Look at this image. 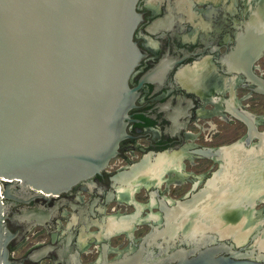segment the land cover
I'll use <instances>...</instances> for the list:
<instances>
[{
	"label": "flooded vegetation",
	"instance_id": "flooded-vegetation-1",
	"mask_svg": "<svg viewBox=\"0 0 264 264\" xmlns=\"http://www.w3.org/2000/svg\"><path fill=\"white\" fill-rule=\"evenodd\" d=\"M136 11L126 136L67 191L11 186L8 259L264 264V93L252 79L264 81V0H137Z\"/></svg>",
	"mask_w": 264,
	"mask_h": 264
},
{
	"label": "water",
	"instance_id": "water-1",
	"mask_svg": "<svg viewBox=\"0 0 264 264\" xmlns=\"http://www.w3.org/2000/svg\"><path fill=\"white\" fill-rule=\"evenodd\" d=\"M136 3L0 0V264H12L5 199L21 193L11 186L67 191L99 173L126 136L128 79L142 55ZM252 79L264 93V81Z\"/></svg>",
	"mask_w": 264,
	"mask_h": 264
},
{
	"label": "bare ground",
	"instance_id": "bare-ground-1",
	"mask_svg": "<svg viewBox=\"0 0 264 264\" xmlns=\"http://www.w3.org/2000/svg\"><path fill=\"white\" fill-rule=\"evenodd\" d=\"M248 161V160H247Z\"/></svg>",
	"mask_w": 264,
	"mask_h": 264
}]
</instances>
